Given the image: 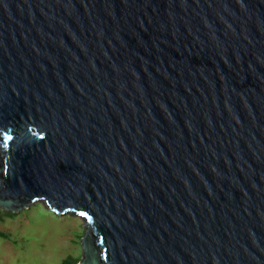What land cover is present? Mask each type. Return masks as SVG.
Instances as JSON below:
<instances>
[{
    "label": "water",
    "instance_id": "water-1",
    "mask_svg": "<svg viewBox=\"0 0 264 264\" xmlns=\"http://www.w3.org/2000/svg\"><path fill=\"white\" fill-rule=\"evenodd\" d=\"M40 202L78 264H264V0H0V210Z\"/></svg>",
    "mask_w": 264,
    "mask_h": 264
},
{
    "label": "rangeland",
    "instance_id": "rangeland-1",
    "mask_svg": "<svg viewBox=\"0 0 264 264\" xmlns=\"http://www.w3.org/2000/svg\"><path fill=\"white\" fill-rule=\"evenodd\" d=\"M3 218L0 231L9 239L0 238V264H61L67 257L81 259L79 240L84 227L80 218L56 216L42 202Z\"/></svg>",
    "mask_w": 264,
    "mask_h": 264
},
{
    "label": "trees",
    "instance_id": "trees-1",
    "mask_svg": "<svg viewBox=\"0 0 264 264\" xmlns=\"http://www.w3.org/2000/svg\"><path fill=\"white\" fill-rule=\"evenodd\" d=\"M0 213H3V216H5V217H9V218H11V217L14 216V214H12V213H8V212H5V211H0ZM3 216H1V214H0V223H1L2 220L4 219ZM0 238H2V239H4V240H8V239H9V237H8L5 233H2L1 231H0ZM79 261H80L79 259H75V258H73V257H67V258H65V259L62 261L61 264H78Z\"/></svg>",
    "mask_w": 264,
    "mask_h": 264
},
{
    "label": "snow or ice",
    "instance_id": "snow-or-ice-1",
    "mask_svg": "<svg viewBox=\"0 0 264 264\" xmlns=\"http://www.w3.org/2000/svg\"><path fill=\"white\" fill-rule=\"evenodd\" d=\"M11 137L10 136H8V134L7 133H5V141L7 140V139H10Z\"/></svg>",
    "mask_w": 264,
    "mask_h": 264
}]
</instances>
